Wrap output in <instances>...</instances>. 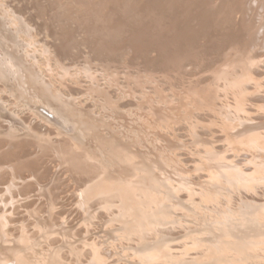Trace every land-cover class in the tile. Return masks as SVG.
<instances>
[{
  "label": "rangeland",
  "instance_id": "obj_1",
  "mask_svg": "<svg viewBox=\"0 0 264 264\" xmlns=\"http://www.w3.org/2000/svg\"><path fill=\"white\" fill-rule=\"evenodd\" d=\"M0 49L2 261L264 264V0H0Z\"/></svg>",
  "mask_w": 264,
  "mask_h": 264
},
{
  "label": "bare ground",
  "instance_id": "obj_2",
  "mask_svg": "<svg viewBox=\"0 0 264 264\" xmlns=\"http://www.w3.org/2000/svg\"><path fill=\"white\" fill-rule=\"evenodd\" d=\"M2 10V9H1ZM15 14V13H14ZM13 17H14V15H13ZM12 21V20H11ZM16 21V20H15ZM17 22V21H16ZM90 22V21H89ZM18 23V22H17ZM22 25V24H21ZM10 26V25H9ZM18 26V25H17ZM16 30H17V28H16ZM19 31V30H18ZM108 31V30H107ZM21 33V32H20ZM110 35V34H109ZM20 36V35H19ZM115 41V40H114ZM12 44V43H11ZM19 44V43H18ZM5 45V44H4ZM3 47V46H2ZM1 47V48H2ZM19 47V46H18ZM0 50H2V49H0ZM2 52V51H1ZM5 52V51H4ZM3 52V53H4ZM8 53V52H7ZM5 55H8V54H5ZM10 58V57H9ZM12 58V57H11ZM1 60V59H0ZM4 60V59H3ZM10 60V59H9ZM15 61V60H14ZM5 62H8V61H5ZM4 63V62H3ZM3 63H2V65H3ZM9 63V62H8ZM7 63V64H8ZM46 64V63H45ZM8 67H9V65H8ZM2 68V67H1ZM3 69H5V67L3 68ZM6 71H7V69H5ZM5 72V71H4ZM1 73V72H0ZM4 74V73H3ZM0 75H2V74H0ZM12 76V75H11ZM5 77H7V76H5ZM15 78V77H14ZM3 79V78H2ZM5 79V78H4ZM22 82V81H21ZM35 82V81H34ZM1 83V82H0ZM19 84H20V81L18 82ZM32 83V82H31ZM31 85V84H30ZM30 85H28V87L30 86ZM16 86V85H15ZM32 86H35L34 84L32 85ZM4 87V86H3ZM27 87V88H28ZM25 88V87H24ZM32 87H29V92H31V90L33 91V90H35V88H36V86L35 87H33L32 89H31ZM38 88V87H37ZM37 88H36V90H37ZM42 88V87H41ZM6 89V88H5ZM31 89V90H30ZM4 90V89H3ZM7 90V89H6ZM10 90V89H9ZM40 90H42V89H40ZM39 90V91H40ZM39 91H36L38 94H39ZM33 92H35V91H33ZM32 92V93H33ZM54 92V91H53ZM1 93H2V91H1ZM3 93H6V92H4L3 91ZM15 93V92H14ZM43 93V92H42ZM45 93V92H44ZM55 93V92H54ZM53 93V94H54ZM51 94V93H50ZM3 95V94H2ZM23 95H24V93H23ZM40 95V94H39ZM45 94H43V96H44ZM33 96V95H32ZM45 96H47V93H46V95ZM13 97V96H12ZM24 97H26V96H24ZM40 98V97H39ZM45 98V97H44ZM15 99V98H14ZM24 99V98H23ZM26 99H27V97H26ZM38 99V98H37ZM47 99H49L50 100V98H48L47 97ZM46 101H48V100H46ZM4 103V102H3ZM58 104V103H57ZM50 106H52V104L50 105ZM4 108V107H3ZM6 108V107H5ZM4 108V109H5ZM69 109V108H68ZM71 109V108H70ZM34 112V111H33ZM4 114V113H3ZM25 114V113H24ZM80 114V113H79ZM1 115V114H0ZM34 115V114H33ZM25 116V115H24ZM27 117V116H26ZM32 117V116H31ZM37 119V118H36ZM0 122H1V119H0ZM2 123H4V122H2ZM7 123V122H6ZM83 124V123H82ZM77 126V125H76ZM84 126H85V124H84ZM24 127V126H23ZM55 127V126H54ZM26 128V127H25ZM85 128V127H84ZM31 130V129H30ZM78 130V129H77ZM28 131V130H27ZM80 131V130H79ZM32 133H34V132H32ZM40 133V132H39ZM82 133V132H81ZM85 134V133H84ZM87 134V133H86ZM36 135V134H35ZM35 135H34V137H35ZM88 135V134H87ZM17 136V135H16ZM37 136V135H36ZM84 135H82V137H83ZM20 137V136H19ZM90 137V136H89ZM73 138V137H72ZM86 138V137H85ZM39 139V138H38ZM3 140V139H2ZM66 140V139H65ZM79 140V139H78ZM54 141V140H53ZM61 141H63V140H61ZM24 142H26V141H24ZM36 142V141H35ZM76 143H77V140L75 141ZM1 143V142H0ZM13 143V142H12ZM30 143V142H29ZM73 143V142H72ZM85 142H79L78 141V145H85L84 144ZM114 143H116V141L114 142ZM4 144V143H3ZM27 144V143H26ZM31 144V143H30ZM25 145V144H24ZM28 145V144H27ZM34 145V144H33ZM114 145V144H113ZM14 146V145H13ZM16 146V145H15ZM30 146V145H29ZM32 146V145H31ZM25 147V146H24ZM57 147V146H56ZM55 147V148H56ZM123 148V147H122ZM16 149V148H15ZM25 149H26V147H25ZM43 149V148H42ZM66 149V148H65ZM64 149V150H65ZM20 150V149H19ZM44 150H45V148H44ZM58 150V149H57ZM77 150V149H76ZM81 150V149H80ZM99 150V149H98ZM122 150V149H121ZM9 151H10V149H9ZM8 151V152H9ZM17 151V150H16ZM15 151V152H16ZM53 151H55V150H53ZM25 152V151H24ZM28 152H31V151H28ZM70 152H71V150H70ZM86 152L88 153V151L86 150ZM99 152H101V151H99ZM3 153V152H2ZM7 153V152H6ZM62 153H64V152H62ZM69 153V152H68ZM102 153V152H101ZM128 153V152H127ZM259 153V152H258ZM16 154V153H15ZM71 154V153H70ZM84 155H85V151H84V153H83ZM90 154V153H89ZM33 155V154H32ZM87 155V154H86ZM85 155V156H86ZM62 156L64 157V155L62 154ZM89 156V155H88ZM101 156H102V154H101ZM147 156V155H146ZM10 157V156H9ZM77 157H78V155H77ZM84 158V157H83ZM85 158H87V157H85ZM93 158V157H92ZM94 158H96V157H94ZM98 158V157H97ZM12 159H14V158H12ZM110 159V158H109ZM3 160V159H2ZM1 160V161H2ZM34 160V159H33ZM94 160V159H93ZM95 160H97V159H95ZM111 160V159H110ZM5 161V160H4ZM66 161H68V160H66ZM74 161V160H73ZM82 161V160H81ZM7 162V161H6ZM14 162V161H13ZM77 162V161H76ZM118 162V161H117ZM72 163V162H71ZM79 163V162H78ZM91 163V162H90ZM5 164V163H4ZM96 164V163H95ZM99 164V163H98ZM2 164L0 163V166H1ZM11 165V164H10ZM9 165V166H10ZM70 165V164H69ZM73 165H75V164H73ZM110 165V164H109ZM31 166V165H30ZM37 166H38V163H37ZM3 167V166H2ZM6 167V166H5ZM70 167V166H69ZM79 167V166H78ZM27 168H29V167H27ZM26 168V169H27ZM76 168V167H75ZM80 168V167H79ZM83 168V167H82ZM120 168V167H119ZM77 169V168H76ZM86 169V168H85ZM23 170V169H22ZM71 170V169H70ZM80 170V169H79ZM82 170V169H81ZM89 170V169H88ZM10 171H12L11 173H13L14 174V169H12V170H10ZM87 171V170H86ZM4 172V171H3ZM21 172V171H20ZM80 172V171H79ZM115 172V171H114ZM22 173V172H21ZM83 173V172H82ZM152 173H154V172H152ZM18 174H19V172H18ZM8 174H6V176H7ZM126 175V174H125ZM17 176V175H16ZM15 176V177H16ZM83 176V175H82ZM123 176H124V173H123ZM155 175H153V177H154ZM148 177V176H147ZM151 177H152V175H151ZM11 178V177H10ZM14 178V177H13ZM13 178H12V180H13ZM122 178V177H121ZM124 178V177H123ZM122 178V179H123ZM126 180H127V178H125ZM148 179H151L150 178V176H149V178ZM2 180H3V178H2ZM7 180V179H6ZM17 180V179H16ZM128 180H129V178H128ZM147 180V179H146ZM5 181V180H4ZM118 181V180H117ZM124 181V180H123ZM150 181V180H149ZM6 182V181H5ZM238 182V181H237ZM2 183V182H1ZM126 183V182H125ZM135 185H137V186H134V187H138V189H141V190H143L144 191V187H143V185H142V183L141 182H139V181H134L133 182ZM11 184V183H10ZM94 184V183H93ZM153 184V183H152ZM92 185V184H91ZM5 186V185H4ZM7 186V185H6ZM13 186V185H12ZM116 186V185H115ZM103 187H105L104 185H103ZM150 187V186H149ZM166 188V187H165ZM98 189H101V188H98ZM110 189V191L112 190L111 188H109ZM109 189H108V191H109ZM7 191V190H6ZM97 191V190H96ZM107 192V191H106ZM106 192H104V193H106ZM16 193V192H15ZM21 193V192H20ZM91 194V193H90ZM117 194L118 195H116V196H118V197H120L121 199H125V197L129 194L128 192H127V190L126 191H118L117 192ZM155 194V193H154ZM99 195V194H98ZM17 196V195H16ZM90 196V195H89ZM157 196V195H156ZM20 197V196H19ZM118 199V198H117ZM149 201V200H148ZM32 202V201H31ZM6 203V202H5ZM112 203V202H111ZM131 203V202H130ZM150 203V202H149ZM116 204V203H115ZM159 204V203H158ZM136 205V204H135ZM147 207H149V206H147ZM140 209V208H139ZM250 209V208H249ZM123 210V209H122ZM132 210V209H131ZM141 210V209H140ZM247 210V209H246ZM254 210H256L255 208H254ZM31 211V210H30ZM119 212V211H118ZM135 212V211H134ZM138 212H141L142 213V211H138ZM246 212V211H245ZM251 212H252V208H251ZM131 213H133V212H131ZM243 213V212H242ZM127 214H128V212H127ZM130 214V213H129ZM140 215V214H139ZM142 215V214H141ZM243 215H245V213H243ZM254 215V214H253ZM136 216V215H135ZM250 216H251V214H250ZM31 217V216H30ZM123 217V216H122ZM152 217V216H151ZM245 217V216H244ZM244 217H243V219H244ZM249 217V216H248ZM253 217V216H252ZM242 218V217H241ZM150 219V218H149ZM239 219V218H238ZM252 219V218H251ZM137 220H139V219H137ZM246 220V219H245ZM134 221V220H133ZM248 221V220H247ZM246 221V222H247ZM156 222V221H155ZM245 222V221H244ZM162 223V222H161ZM133 224V223H132ZM141 224V223H140ZM146 224V223H145ZM157 224V223H156ZM48 227V226H47ZM245 227V226H244ZM163 228V227H162ZM44 229V228H43ZM245 229V228H244ZM52 231V230H51ZM253 231H256V230H253ZM250 232V231H249ZM248 232V233H249ZM243 234V233H242ZM247 234V233H246ZM45 235V234H44ZM249 235V234H248ZM252 235V234H251ZM1 237V236H0ZM242 237V236H241ZM4 238V237H3ZM34 239V238H33ZM5 240V239H4ZM251 240V239H250ZM1 241V240H0ZM248 242V241H247ZM229 243V242H228ZM9 244V243H8ZM12 245H13V243H11ZM10 244V245H11ZM14 244H15V242H14ZM29 244V243H28ZM31 244V243H30ZM29 244V245H30ZM34 243H32V245H33ZM155 244V243H154ZM237 244V243H236ZM17 245V244H16ZM28 245V246H29ZM5 246V245H4ZM21 246V245H20ZM163 246V245H162ZM246 246V245H245ZM1 247V246H0ZM14 247V246H13ZM3 248V247H2ZM5 248V247H4ZM18 248V247H17ZM21 249V248H20ZM139 249V248H138ZM157 250L159 249V247H157L156 248ZM23 250H24V247H23ZM29 250V249H28ZM140 250V249H139ZM1 251H3V250H1V248H0V264H10L12 261V259H5L4 261H2L1 259V256H2V253H1ZM7 251V250H6ZM17 251V250H16ZM14 252V254L16 253V256H15V258H14V260L15 261H19L20 259L22 260V261H24V264H25V257H24V254H19V253H17V252ZM138 251V250H137ZM4 253V252H3ZM6 253H8V252H6ZM5 253V254H6ZM21 253V252H20ZM158 253V252H157ZM7 255H9V254H7ZM62 256V255H61ZM31 257V256H30ZM167 257V256H166ZM38 258V257H37ZM98 259V258H97ZM159 259V258H158ZM52 260H55V259H52ZM15 261H13V262H15ZM33 261V260H32ZM56 261V260H55ZM38 261H36V263H37ZM53 262V264H55L54 263V261H52ZM224 262V261H223ZM27 263V262H26ZM93 263V262H92ZM20 264V263H19ZM40 264V263H39ZM57 264V263H56Z\"/></svg>",
  "mask_w": 264,
  "mask_h": 264
}]
</instances>
